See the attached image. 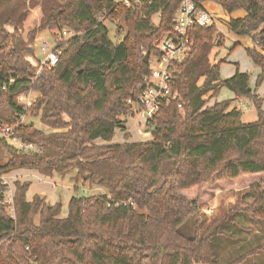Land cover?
I'll use <instances>...</instances> for the list:
<instances>
[{
    "label": "trees",
    "instance_id": "obj_1",
    "mask_svg": "<svg viewBox=\"0 0 264 264\" xmlns=\"http://www.w3.org/2000/svg\"><path fill=\"white\" fill-rule=\"evenodd\" d=\"M180 1L135 9L111 0H0V122L13 127L12 138L39 148L19 149L0 136L10 155L0 162V264H221L217 239L230 242L224 228L238 225L237 215L264 230L263 182L237 193L234 206L220 215H209L200 196H191L225 181L235 185L264 176V98L257 94L264 82V0H194L217 3L230 15L246 13L225 25L260 48L246 49L261 68L255 87L239 65L221 78L225 60L213 64L210 53L222 45V36L217 27L197 28L193 51L173 70L183 107L170 104L159 111L146 129L151 140L128 141V99L135 98V85L148 71L144 55L159 54L155 42L172 27ZM37 5L41 24L27 41L22 29ZM103 14L124 22V31L118 29L122 41L110 36L99 19ZM63 27L79 34L61 42L59 62L38 75L40 61L29 58L36 33ZM223 87L250 98L257 120L245 122L230 99L209 105ZM30 90L40 94L32 114L49 133L21 122L27 111L18 98ZM119 128L126 131L125 141L113 143ZM20 169L46 177L76 172L67 215L61 200L50 204L41 194L28 200L31 181L19 180L11 214L3 176ZM96 188L102 191L91 192ZM263 249L226 264L251 261Z\"/></svg>",
    "mask_w": 264,
    "mask_h": 264
},
{
    "label": "rangeland",
    "instance_id": "obj_2",
    "mask_svg": "<svg viewBox=\"0 0 264 264\" xmlns=\"http://www.w3.org/2000/svg\"><path fill=\"white\" fill-rule=\"evenodd\" d=\"M204 4L206 9L216 13L220 17V21L223 22V25L217 26L219 35L220 37L222 36V45H215L212 48L210 53L211 63L214 64L215 62L221 61L222 59L225 60L221 64V78H228L232 76L236 72L237 66L241 64L242 68L246 72H249L251 74L252 83H255L256 85V78L258 76L257 74L259 72V69L258 66L254 63L252 57H250L247 53L245 47L246 45L243 41L244 37L235 35L231 31H229L228 27L225 25V21L228 20L230 17H234L237 12L230 15L227 14L222 8V6L217 3L209 1L205 2ZM42 16L43 13L40 5H37L36 7H31L29 9L28 17L25 20L22 29V34L24 38L27 39V41L29 39V32L32 29L40 26ZM104 24H107L110 28L111 37H114L115 34V38H113L114 41H118V39L122 37V35L118 32L119 28H122L124 31V22L122 20H117L116 22H110L105 20ZM51 36L52 35H49V30L38 31L35 35L32 44L33 54L29 55V58L36 63L37 60H39L40 66L44 54L41 50V46L39 45V43L43 38H48V40L52 43L53 41L50 40V38H52ZM248 39L252 41L251 37H248ZM236 42H238L239 44L235 48H233ZM40 66L39 69L41 68ZM203 80L204 78H201L200 83H202ZM258 90L264 96V82L261 84ZM231 95L232 91L226 87H223L220 90L219 95L209 101V105L216 101L228 99ZM28 97L30 98L31 103L29 106L26 107L27 113L26 115L21 117V122L33 124L35 128H40L41 130L47 133L51 132V129L41 122L40 117L34 116L32 114L33 105L35 101L40 97L39 92L36 90H30L28 92ZM245 102L247 105L246 108H239V102H234L233 105L236 108L243 110V120L245 122L248 123L257 120V112L253 101L249 98H246ZM125 119L127 131L130 133V136L128 138L129 142H142L152 139L151 133L148 132L146 130L147 128L143 127V125H138L128 117H125ZM125 133L126 131L120 128L117 129L115 136L111 142H124ZM10 142L19 147V149H21L18 142L11 139ZM96 143L103 144L104 142L102 140H97ZM34 149L35 151L39 150V148L35 146ZM9 157L10 155L8 151L5 149V147L2 145V142L0 141V162H5L9 159ZM75 174L76 172L67 174L65 176L54 174L51 177L38 175L39 179L34 178V175L31 172L28 175H23V173L19 174V172L5 174L3 176V180L7 184V192L5 194V198L8 211L11 214H14V195L16 181H32L29 189L31 190L32 188V190L30 193H28V198L31 200L36 192L38 193L40 191H43L39 194L44 195L48 203L54 204L56 203V201L59 200L63 202L62 216H66L68 207L67 205L69 203L68 201H70L68 199L70 196L72 197L74 193V179L72 177H74ZM25 178H28L29 180ZM226 182L227 181H225L224 183H218L215 186L206 187L200 191H194L191 196H200V207L203 210L207 211L209 215H212L214 212L220 215L221 211H227L231 209L236 201L235 195L237 193H245L246 191H248L253 182H263L261 184L264 186V176H261L259 178L246 177L245 179H243V181L235 185H225ZM98 191H102V188H96L91 192L97 193ZM236 217L239 221L238 225H234L227 229L224 228V230H227L225 231V233L231 236L230 242L228 241L227 237H224L225 240H221V238L217 239L218 244L216 245V249L219 253V259L221 264H226L229 261L239 257L241 254L243 255L249 250L264 245V230L260 229L252 221H250L244 216L237 215ZM243 264H264V249L254 259H252L251 261L247 260Z\"/></svg>",
    "mask_w": 264,
    "mask_h": 264
},
{
    "label": "built area",
    "instance_id": "obj_3",
    "mask_svg": "<svg viewBox=\"0 0 264 264\" xmlns=\"http://www.w3.org/2000/svg\"><path fill=\"white\" fill-rule=\"evenodd\" d=\"M117 4L127 7L138 8L144 4H152L157 0H111ZM205 4H198L194 0H181L178 10L176 11L172 27L160 38L156 43L159 54L154 57L149 55L148 71L143 74L142 80L135 85V98L128 99V103L132 104V110L126 118L132 119L138 125L147 128L159 111L167 105L178 104L183 107V97L181 92L175 88L173 81V70L175 64L189 57L195 45V33L197 28H211L223 25L220 17L205 8ZM162 17L160 10L154 16L156 21ZM100 21L116 22L109 20L105 14L100 16ZM76 31L69 27H63L56 30L50 38H43L39 45L44 54L41 60L42 72L46 66H55L60 59L62 53L61 42L67 41L78 35ZM123 36L118 39L122 41ZM239 100V108H246V102L237 97ZM18 102L24 108L30 105L31 101L28 93L20 96ZM13 127L7 126L0 122V136L7 137L18 142L20 148H33V144H25L21 140L12 138Z\"/></svg>",
    "mask_w": 264,
    "mask_h": 264
},
{
    "label": "crops",
    "instance_id": "obj_4",
    "mask_svg": "<svg viewBox=\"0 0 264 264\" xmlns=\"http://www.w3.org/2000/svg\"><path fill=\"white\" fill-rule=\"evenodd\" d=\"M236 13V12H235ZM244 11L242 12V11H237V13L234 15V17H240V16H244ZM243 41H244V43H245V47H246V49L247 48H250V49H252V48H257V49H259L260 50V48L257 46V44L252 40H250V39H248V37L247 36H245L244 38H243ZM215 63H217V62H215ZM239 68H240V70L241 71H245L243 68H242V66H241V64H239ZM258 69H259V72H258V74L257 75H259V73L261 72V68L260 67H258ZM220 71H221V67H220ZM222 79H226V78H222ZM251 86H252V88H254L255 87V83L253 84L252 83V80H251ZM257 94H259V96L261 97V98H264V96H263V94L261 93V92H259V90L257 91ZM246 98H248V97H241V99L242 100H246ZM228 99H230V100H232L233 102H232V105H233V103L234 102H239V100L237 99V96L232 92V95L228 98ZM228 99H224V100H228ZM250 99V98H249ZM220 101H223V100H220ZM213 104V103H212ZM234 106V105H233ZM263 110H264V103H263ZM14 173L15 172H19V174L20 173H23V175H28V174H30V172L31 173H33V175H34V178H38L39 179V177H38V175H40L41 176V174L38 172V171H34V170H26V169H20V170H16V171H13ZM12 173V172H11ZM29 178V177H28ZM28 178H25V179H28ZM29 180V179H28ZM32 182V181H31ZM30 189V188H29ZM31 190H32V188H31ZM31 190H28V192H27V198H28V193H30L31 192ZM40 192H43V191H40ZM40 192H36L35 193V195L36 194H39ZM34 195V196H35ZM70 198H71V196L69 197V199L68 200H70ZM33 199V198H32ZM31 199V200H32ZM28 200H30L29 198H28ZM69 202V201H68ZM69 204V203H68ZM68 206V205H67ZM67 210H68V207H67Z\"/></svg>",
    "mask_w": 264,
    "mask_h": 264
},
{
    "label": "water",
    "instance_id": "obj_5",
    "mask_svg": "<svg viewBox=\"0 0 264 264\" xmlns=\"http://www.w3.org/2000/svg\"><path fill=\"white\" fill-rule=\"evenodd\" d=\"M149 52H147V53H145V55H144V62L145 63H148L149 62Z\"/></svg>",
    "mask_w": 264,
    "mask_h": 264
}]
</instances>
